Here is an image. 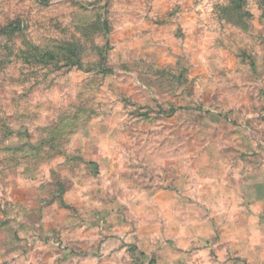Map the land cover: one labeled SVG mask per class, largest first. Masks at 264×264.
Instances as JSON below:
<instances>
[{
	"label": "rangeland",
	"instance_id": "374dc122",
	"mask_svg": "<svg viewBox=\"0 0 264 264\" xmlns=\"http://www.w3.org/2000/svg\"><path fill=\"white\" fill-rule=\"evenodd\" d=\"M47 1L0 0V264H264V0Z\"/></svg>",
	"mask_w": 264,
	"mask_h": 264
},
{
	"label": "trees",
	"instance_id": "16d2710c",
	"mask_svg": "<svg viewBox=\"0 0 264 264\" xmlns=\"http://www.w3.org/2000/svg\"><path fill=\"white\" fill-rule=\"evenodd\" d=\"M41 4H48L49 2L47 0H38ZM3 30L1 29L0 30V33H2ZM77 62H79L80 64L82 63L81 59L77 60Z\"/></svg>",
	"mask_w": 264,
	"mask_h": 264
}]
</instances>
